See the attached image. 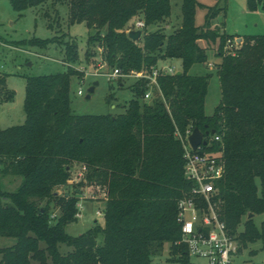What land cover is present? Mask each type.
I'll list each match as a JSON object with an SVG mask.
<instances>
[{
    "label": "trees",
    "instance_id": "1",
    "mask_svg": "<svg viewBox=\"0 0 264 264\" xmlns=\"http://www.w3.org/2000/svg\"><path fill=\"white\" fill-rule=\"evenodd\" d=\"M8 1L19 16L29 9L42 13L55 32L61 25L56 8H64L68 27L84 24L88 30L85 54L91 57L101 48L107 65L123 74L150 69L162 59L180 60L181 70L157 78L151 106L143 100L146 82L134 81L133 99L115 115L72 113L70 82L79 75L72 66L25 79L24 123L0 129V175L21 180L14 192L0 188V238L15 240L0 248V264H151L166 243L180 239L176 201L190 184L183 177L178 136L194 128L209 134L205 141L211 147L201 150L218 153L224 165L216 183L222 220L232 232L243 223L242 245L260 238L247 215L264 211V35L244 37L234 54L225 50L234 36L221 32L224 22L213 26L211 21L225 12L218 2L226 0L207 8L201 26L195 24L196 10L206 7L182 0L180 26L169 35L160 25L171 16V0ZM245 2L249 12L264 11V0ZM135 18L144 30L133 42L127 31ZM151 26L157 29L149 32ZM19 44L41 50L57 44L63 62L78 60V44L65 32ZM213 48L220 60L215 64L220 101L206 116L210 74L189 71L207 66V51ZM13 97L0 76V104ZM215 136L219 142L211 140ZM72 162L84 164L86 180L106 195L103 226L77 237L65 232L76 222L75 195L53 192L69 181ZM173 253L184 255V248L175 246Z\"/></svg>",
    "mask_w": 264,
    "mask_h": 264
},
{
    "label": "rangeland",
    "instance_id": "2",
    "mask_svg": "<svg viewBox=\"0 0 264 264\" xmlns=\"http://www.w3.org/2000/svg\"><path fill=\"white\" fill-rule=\"evenodd\" d=\"M181 2L182 0H171V16L164 24L160 25V27L165 28L164 32L166 35L171 34L180 26ZM198 2L206 6L205 10L203 8L196 10L195 24L201 26L207 8L215 6L217 0H198ZM224 3L223 1L218 2V7L225 6V12L213 19L211 21L212 25L219 26L221 22H227V28L230 31L234 28H242V17L241 19L239 17L244 11L245 0H226V3ZM56 10L61 19L58 32L47 28L46 20L42 13L29 9L22 16H19L11 9L8 0H0V76H5L6 89L14 93L13 101L0 104V129L19 126L24 123L23 102L26 78L61 73L70 66L79 75V68L82 67L86 71L81 73L83 74L82 76L78 75L71 78L70 109L74 115H115L122 112L120 106L127 105L133 99L131 92V86L134 83L133 79H119L118 81L108 82L105 76H94L96 73L104 74L109 72L112 68L108 65L103 66V68L99 67L101 55L97 49H95L91 57L85 54V41L88 36V30L85 25L74 24L68 27L66 10L62 7H57ZM135 20L136 18L133 22ZM259 26V29L254 33H264V17L259 21ZM251 27L250 29H252ZM156 28L151 26L148 31H155ZM64 32L69 37L74 38L78 44V60L73 64L65 63L61 60L63 52L57 44L49 45L48 49L45 50L19 44L21 41H28L34 37L41 40L50 39L54 35L60 36ZM237 44L240 46L242 41H237ZM215 52L216 48L207 51L208 63L212 65V69L208 65H194L189 71L192 76L210 74L204 104L206 116L213 114L214 108L220 101V87L215 67V62H220V60L218 61V58L215 57ZM166 63H170L169 59L158 60L155 66ZM173 63L176 69L180 68L177 60ZM95 82H97V86L87 98L88 89ZM119 82H122L121 87ZM79 91L81 92L80 95H78ZM108 96L112 97L110 103L107 102ZM83 168L86 171L80 176ZM67 172L69 173L67 184L54 188L53 192L58 196L75 195L77 200L75 206L77 210L75 215L76 222L68 224L65 227V232L70 236L77 237L95 225L103 226V217H97L96 212H104L106 200L103 199L102 193L98 190L100 186L91 184L86 180L87 168L84 164L72 162L67 167ZM20 183V178L0 175V188L2 191L14 192ZM78 204L82 206L81 211L77 208ZM55 214H58V212H55ZM252 222L260 234V238L253 242H248L246 245L240 244L241 249L237 257V264H264V211L253 216ZM243 231L244 227L243 223H241L233 233L238 237ZM14 242L15 240L11 238H0V248H8ZM174 247L173 244L166 243L161 255L153 257L151 264H170L174 262L173 260L179 256V254L173 253ZM193 261L196 264H205L204 260Z\"/></svg>",
    "mask_w": 264,
    "mask_h": 264
},
{
    "label": "built area",
    "instance_id": "3",
    "mask_svg": "<svg viewBox=\"0 0 264 264\" xmlns=\"http://www.w3.org/2000/svg\"><path fill=\"white\" fill-rule=\"evenodd\" d=\"M144 30V24L136 20L129 25L127 34L130 31ZM239 48L235 39L226 40L225 50L234 54ZM102 54V49L97 48ZM100 68L107 65L106 61L100 59ZM210 69L212 65L207 64ZM78 70V69H77ZM80 73H85L84 68H79ZM177 69L172 64H162L153 66L150 69L141 71H131L123 74L117 68L111 69L104 74L94 76H105L108 82L118 81L119 79H133L134 81L143 80L146 82L147 90L143 96L144 101L151 100L154 89L158 90L157 78L165 75L176 74ZM88 76V74H86ZM81 92H78L80 95ZM191 132L187 131L184 138L179 139L183 147V177L189 182L190 189L176 201L175 221L180 228V239L174 246H182L184 255L177 256L170 264H196L193 260H204L205 264H237V257L241 249L238 237L227 227L222 220L220 212V199L216 183L224 174L223 162L219 159L218 153L203 152L199 154L193 151L187 138ZM205 140V138H204ZM211 140L219 142L220 138L215 136ZM85 168L82 169L80 176L83 175ZM102 197L106 200L104 189H98ZM81 211L82 206L77 205ZM97 217H103V213L96 212Z\"/></svg>",
    "mask_w": 264,
    "mask_h": 264
},
{
    "label": "crops",
    "instance_id": "4",
    "mask_svg": "<svg viewBox=\"0 0 264 264\" xmlns=\"http://www.w3.org/2000/svg\"><path fill=\"white\" fill-rule=\"evenodd\" d=\"M204 6V5H203ZM206 7V6H204ZM202 9V8H201ZM204 9V8H203ZM205 10V9H204ZM242 17V25L243 26L242 28H239V29H236L234 28L233 30H229L227 28V22L225 23L224 22V26H223V29L221 30V32H224L225 34L227 35H232L234 36V39L236 41H242L244 37L246 36H257V35H264V33H261V32H258V33H254L256 32L257 29H259V21H261V18L264 17V11H261V10H256L254 12H249L247 9H246V2H245V5H244V11L242 12L241 16L239 17L241 19ZM244 20V21H243ZM249 20V21H248ZM181 22V20H180ZM250 22V23H249ZM257 22V23H256ZM164 24V23H163ZM252 25V27H251ZM156 27V26H155ZM250 27L252 29H250ZM163 29H165L164 27H161ZM157 29V28H156ZM254 29V30H253ZM229 31V32H228ZM177 59H169V62L170 63H166V64H174L173 62H175ZM168 61V60H167ZM166 61V62H167ZM179 62V65H180V68L177 69V72L180 73V70H181V61L180 60H177ZM218 61H219V58H218ZM215 63H218V62H215ZM176 72V73H177ZM95 221V220H94Z\"/></svg>",
    "mask_w": 264,
    "mask_h": 264
},
{
    "label": "water",
    "instance_id": "5",
    "mask_svg": "<svg viewBox=\"0 0 264 264\" xmlns=\"http://www.w3.org/2000/svg\"><path fill=\"white\" fill-rule=\"evenodd\" d=\"M142 36V31L141 30H137V31H130L127 34V37L133 41L136 42L138 41ZM30 66V65H29ZM177 74H179V72H177ZM95 86H97V82H95L89 89H88V95L87 98H89V94H91L94 91ZM148 104L151 106L153 104L152 101H149ZM213 134V132H212ZM209 135L208 132H201L199 129L194 128L193 131L189 134L188 138H187V142L190 146V148L193 151L198 152L199 154H202V151L199 150L200 147H204V146H208L211 147L210 144H207V142L204 140L205 136ZM252 214H248L247 215V219L252 218Z\"/></svg>",
    "mask_w": 264,
    "mask_h": 264
}]
</instances>
